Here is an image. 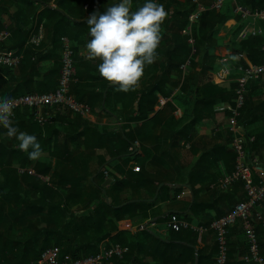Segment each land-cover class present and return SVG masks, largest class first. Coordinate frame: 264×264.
<instances>
[{
	"label": "crops",
	"instance_id": "0c3cea01",
	"mask_svg": "<svg viewBox=\"0 0 264 264\" xmlns=\"http://www.w3.org/2000/svg\"><path fill=\"white\" fill-rule=\"evenodd\" d=\"M25 1L26 0L5 1V6L9 9L3 12L1 19L4 24V29L2 31H7L8 37L0 44V51L22 56V62L16 68L0 66V97L15 99L24 94L51 93V88L46 89L42 84H44L49 71L54 66L56 61L55 58L52 60L50 58L42 60L38 65L32 66V64L35 61L33 60V55L36 52L39 51L36 53L38 58L45 56L54 48V35L55 32L59 33V28L61 27L59 26L60 22L58 24L59 18L49 16L50 18L48 21L46 18L42 19L41 16L45 12L46 6L38 1H34L35 4H33V9L27 12V4ZM57 1L59 0H50L49 8L52 10H60L61 8L58 7ZM83 1L84 0H64V8L74 11ZM110 1L111 3L117 2V0ZM119 1L121 2V0ZM106 2H109V0ZM234 5L236 7V4H233V7ZM131 10L132 6L130 8V11ZM94 11L100 12V8L97 6V9ZM203 11H205V7ZM27 14L30 17H28ZM89 16L90 15L87 14L85 18ZM166 18L168 19V15ZM79 19L84 20V17H80ZM41 28L44 35L43 40L39 46H35L31 43V38L38 34ZM76 28L77 27L70 26V28L66 30L69 33L65 36H67L70 44L76 49L75 76H78L77 82L80 84L78 89L85 94V99L88 101L92 97L98 96L100 93H104V97H106L107 91L110 88H114V86H110L109 83L101 77L98 71V65L101 61L98 59L89 60L86 58V44L89 40V33L87 35L76 33ZM241 28L242 30H240ZM191 29L192 27L189 26V33H191ZM249 33L264 39V21L254 17H243L235 8L234 13L232 12L229 19L218 29L216 38L210 49L217 60L216 70H214L213 73L203 76L202 80H199L200 82L198 84L200 85L195 84L190 75L188 79V89L186 91L180 89L184 82V78L182 77L180 85L178 87L173 86V89H171V91L169 90L171 92L169 98L164 99L160 97V105H156V111L160 110L168 101L175 102L178 118L180 120L178 129L182 134L184 132L188 133L190 131L188 129L192 121L193 108L195 102L200 97V90L202 89L200 87L203 83L211 81L219 87H229L231 83L236 84L238 82L239 75L242 73L241 68L259 64L257 60H254L255 58L250 59L247 51L241 50V44H239L244 36ZM70 38L72 39L71 41ZM41 45L43 46L41 47ZM259 48V60L263 62L264 45ZM206 50L207 47L204 44H201L199 48L195 49L196 54L192 64L187 62V64L183 66L185 71L183 76L190 72L193 77H197L198 74H200ZM157 63L158 58L156 57L154 63L145 66L144 75L135 88V93L136 90L141 91V88L152 80V76H155V78L157 77ZM171 78L175 82L179 80L176 75H173ZM106 86L107 88L105 89ZM122 101L123 105L121 103L117 104L118 112L110 113L102 109L93 112L92 108L87 105L91 108V114L82 116L83 121L77 118L74 112H72L74 114L70 113L71 111L65 107H53L48 109L53 115L50 124L54 122V126L46 130L45 138H52L49 142L51 148L44 150L42 157L38 159L40 167H53L57 159L51 156V150L56 148L61 149L62 151L60 154L62 160L67 163L70 177L72 178H76L79 175L85 176L88 171H95L98 166H100V170L105 169L103 173L104 181L101 183V188L104 190V193H106V188L112 186L115 182V178L108 175L112 171H118V176H120V178H127L130 169L134 171L133 169L135 167H140V173H142L143 176L153 175L152 177L160 178L164 172L168 173L170 170L169 176L175 179V183H162L153 198H144V191L135 190L133 194L136 199L130 201V203L143 201L149 203L150 205L147 207V210L149 212L157 211L158 214L151 220H146L142 217H138L139 210H136L137 214L134 218L126 217L117 222V229L119 232L136 233L141 231V226H149L150 223H152L150 227L155 233L167 238L169 231L168 217L170 214H178L181 218L187 220L188 218L194 219V214H198L199 219L204 215L215 216L216 210L218 211L220 208L218 202L220 197H224L230 193L233 194V191H235V187L233 186L236 183L231 185L227 190L221 189V191L224 192L221 193V195L216 194V191L220 188V181L234 171L233 168L236 163V160L234 161L232 157V154H234L232 147L235 133L231 130L229 124L231 117L229 107L232 106L234 102L231 103L228 100L218 98L214 105L215 111L212 117L201 121L195 128L191 129L192 138L190 141L184 136H176L177 148L175 150L176 158L174 159L169 158L163 153L167 150L170 143L163 141V143L159 145L157 142V138L161 134L168 136L167 134L171 133V129L166 127V120L168 119L166 115L159 123L150 124L145 128H143V121L134 123L132 128H134L135 135L143 137L144 143L135 140L131 147H129V154L124 158H130V162L122 172L121 169V171L116 169L121 158V156H118L117 150L123 148V146H119V137L124 130L123 128L128 127L129 118L132 115H136L138 108L137 101H134L130 110L135 112H125L123 110H125V106L130 103V99L127 100L124 98ZM63 110L70 111V114L68 113L69 116L64 117L58 114ZM154 115L155 113H151L149 118H152ZM242 117V124L238 123L239 128L237 132L244 136L246 149L250 155L257 157L259 160V166L254 167L252 173L253 178L256 181H260L264 179V75L256 76L255 79L249 83L246 106ZM84 121L89 124L85 125ZM13 125L17 127L18 131L28 133V131L22 129L23 124L16 123ZM76 134L81 135L77 139L71 138L75 137ZM66 137L67 139L65 140ZM3 138L14 146L15 144L18 146V141L15 138H8L6 134L1 136V139ZM157 156H161V158L159 162L157 160L158 163H155L153 159ZM202 156H204V158ZM142 158L146 160L142 161ZM202 158V165L198 170L197 167ZM164 160L166 163L165 166H162L161 164L164 163ZM107 165H111V167L109 169L105 168ZM19 170L20 173H22L21 170H24L23 173L26 172L24 168H20ZM32 171L34 172L33 177H38L40 180H32L29 176L23 179L21 178V186L15 193L16 196L21 197V201L16 200L15 203L17 204L11 208L17 212L18 206L21 204L19 207L22 211L21 221L15 223L17 218H13L16 224L14 232L20 233L21 238L25 241L30 238L37 239L39 233L44 232L45 234L46 230L53 231L54 235L57 231L62 232V196L65 194L70 197L72 196V199L68 202L71 213L81 214L82 212H86L87 208H83V202H85L87 197H91V189H89V187L96 183L95 178L97 176L96 173L89 176L82 185V190L72 191L68 186L64 189H60L61 187L51 184L50 180L54 176V168L44 174L37 173V169H32ZM192 173L194 174L192 180L194 181L195 192L191 185L188 184L189 176ZM1 179L3 178L1 177ZM132 179L131 181L133 184L137 183L138 185V182ZM55 180L58 181L57 178H55ZM107 180L110 181L107 183ZM142 183L143 182H140L139 184ZM163 186H169L171 188L165 194V197H169V199H162L160 188ZM236 187H241V191L235 195V200H242L243 197H245L244 189L241 184ZM127 195L129 194L125 192L121 197L124 198ZM51 210H53L52 213H50ZM258 211L262 213L264 218V201L260 208H258ZM236 223H239L241 226L239 227L237 224H234L230 227L232 231L231 234L229 232L228 241L241 247L242 244L246 243L245 234L242 222L238 221ZM10 224H12V222H10ZM0 227L2 226L0 225ZM260 227L258 226V229ZM45 237V235L41 236L38 245L42 244ZM203 238L207 245H214L216 242L215 232H206L203 234ZM88 239L90 238L82 237L81 241H87ZM50 243H56L55 238L51 240Z\"/></svg>",
	"mask_w": 264,
	"mask_h": 264
},
{
	"label": "trees",
	"instance_id": "16d2710c",
	"mask_svg": "<svg viewBox=\"0 0 264 264\" xmlns=\"http://www.w3.org/2000/svg\"><path fill=\"white\" fill-rule=\"evenodd\" d=\"M5 1L10 0H0V31L4 29V24L1 19L3 12L8 11L9 9L5 6ZM34 1H38L46 6L45 12L41 16L42 19L46 18L48 21L50 18L49 16H53L54 18L58 17V24L60 22L59 26H61L59 28V33L55 32L54 35V48L45 56L37 58L36 53L39 51L33 55V60L35 61L32 66L38 65V63L42 60L49 58L52 60L55 58L56 61L54 66L49 71L44 84H42V86H45L46 89L51 88L52 93L57 90L62 73L63 43L61 42V38H67L65 35L69 32L66 30L70 28V26L77 27L76 33L78 32L79 34L87 35L89 33V26L87 24L88 18L85 17H87V14L91 15V13H93V7L98 6L100 8L99 13H104L108 7L118 4L120 1L117 0L116 3H111L110 0L109 2H106L107 0H84L77 6L76 10L72 11V9H68V11L64 8V0H59L60 2L57 1L58 7L61 8L60 10L50 9V0H26L27 12H30L31 9H33V4H35ZM215 1L216 0H200L201 5L205 7V11L201 12L199 20L192 25L191 33H189V15L197 9V5L193 3V0H152V2L162 4L164 6L168 19L166 18L164 20L159 33L160 43L157 48V77L155 78V76H152V80L143 86L141 91L136 90V93L134 91L125 93L118 91V89L114 87L107 91L106 97H104V93H100L98 96H94L88 101L85 99V94L78 89V87H80L79 82H77L78 76L76 77L74 75V79L70 87L71 94L79 103L89 105L93 112L98 109H102L104 111L106 110L109 113L118 112L117 104L121 103L123 105L122 99L124 98L127 100L130 99V103L128 104L129 106H125V110L123 111L135 112L130 110V108L132 107V103L134 101H137L138 103L136 115H132L129 118L128 127L123 128L124 130L119 137V146H123V148L117 150L118 156H121L120 163L116 166L117 170L121 169L123 172V170L129 165L130 158L124 157H127V154H129V147H131L134 141L139 140L141 143H144L143 137L135 135L134 128H132L134 123L143 121V128H145L150 124L159 123L166 115L168 118L166 120V127L171 129L172 134L168 133V136L161 134L157 138V142L159 145H161L163 141L169 142V147L163 153H165L169 158L174 159L176 158L175 150L177 148L176 136H184L190 141L192 138L191 129L195 128L201 121L212 117L215 111L214 105L218 98L228 100L231 103L234 102L233 100H235V90L238 82L236 84L231 83L229 87L226 88L219 87L211 81L203 83L200 87L202 88L200 90V97L195 102L193 108L191 118L192 121L190 122L188 129L190 131L188 133L184 132L183 134L178 129L180 120L178 118L175 102H166L165 105H163L158 111H156L155 108L156 105H160V97H163L164 99L170 97L171 89H173V86L178 87L180 85L182 77L184 78V82L182 83L180 89L186 91L188 89V79L190 75L194 83L200 85L198 83L200 82L199 80H202L203 76L213 73V71L216 70L217 60L211 53L210 49L214 43L218 29L229 19L231 13H234L236 7L235 5L233 7V4H235L234 1L226 0L220 9H216L213 7ZM146 2H148V0H132V10L130 12L137 11ZM236 2H238V5L240 4V6H243L253 12L257 10H264V0H236ZM28 17L30 16L28 15ZM80 17H84V20L79 19ZM240 30H242V28ZM71 40L72 39L70 38V41ZM191 40H193V42H191ZM201 44H204L207 47V50L203 57L200 74H198L197 77H193L190 72L183 76L185 73L183 66H185L187 62L192 64L196 54L195 49L199 48ZM239 44H241V50L247 51L250 59L255 58L254 60H257L259 64L264 62L259 60V47L264 45L263 38L253 36L249 33L244 36ZM42 46L43 45H41V47ZM71 47L74 53V66H76V49L73 45H71ZM173 75H176L179 78L177 82L172 80L171 77ZM241 76L242 73H240L239 79ZM106 88L107 86L105 89ZM246 101L247 95L244 106L240 110V117L238 119L239 124L243 119L242 115L244 113ZM66 110H63L58 114L65 117L69 116V114L73 112L71 110V112ZM151 113H155V115L152 118H149ZM16 116L17 117L13 124H23L22 129L37 137V141L40 143L43 151L51 148L49 146V142L52 138H45V134L49 127L54 126V122L53 124H50L51 121L45 125L39 124L35 121L33 109L28 107H23L17 110ZM76 116L83 121L81 115L76 114ZM84 123L85 125L89 124L86 121H84ZM5 133L6 129L0 126V175L3 178L1 179L0 177V225L3 227H0V264H38L42 254L53 247L60 248L63 256L70 255L74 260H78L95 256L115 247L116 245L127 247L128 252L122 258H118L116 256L112 257L108 260L107 264H217V239L214 245H207L204 242L203 232H194L192 230L175 232L169 228L168 237L164 238L155 233V231L150 227L152 223H150L149 226H145V229L136 233L118 231L117 222L126 217L134 218L137 214L136 210H139L137 216L146 220H151L156 216V214H158L157 211L149 212L147 210V207L150 205L149 203L144 201L130 203V201L136 199L133 194V191L135 190L144 191V198H153L162 183H175V179L169 176L170 170L168 173L164 172L163 175L161 174L162 176L160 178L152 177L153 175L143 176L142 173L132 171L131 169L129 170L130 173L127 178H120V176H118V171H112L108 175L113 176L115 178V182L112 186H108L106 188V193H104V190L101 188V183L104 181L103 173L105 169L100 170V166H98L95 171H88L85 176L79 175L76 178H72L70 177L67 163L62 160L60 154L62 150L57 148L54 150L50 149L51 156L57 159L56 164L53 167H40L38 160H29L27 153L20 151L16 144L14 146L4 140V138L1 139V136ZM80 135L81 134H76L75 137L71 138L77 139ZM66 139L67 137L65 140ZM204 156L202 157L204 158ZM232 157L235 161L236 155L232 154ZM160 158L161 156H157L153 160L155 163H158ZM203 158L199 161V166L197 167L198 170L202 165ZM145 160L146 159L142 158V161ZM165 163L166 161L164 160V163L161 165L165 166ZM110 167L111 165H107L105 168L109 169ZM20 168H24L26 172L20 173ZM52 168H54V176L50 180L51 184L61 187L60 189H64L68 186L72 191L82 190V185L88 177L95 173L97 174L95 178L96 183L92 184L93 187L91 186V197H87L85 202H83V208L86 207L87 211L82 212L81 214H75L74 212L71 213L68 207V202L72 199V196L70 197L65 194L62 196V232L57 231L54 235L53 231L46 230L45 234L44 232H40L37 239L30 238L25 241L21 238L20 233L14 232L16 227L15 223L20 222L22 217V211L21 208H19L21 204H19L17 212L11 209L17 204L15 203L16 200L21 201V197L16 196L15 193L21 186V180L26 178V176H29L32 180L39 179L38 177H33L34 174H29L28 171L37 169V173L44 174ZM233 169L235 170V166ZM192 176H194L193 173L189 176L188 184L191 185L193 191L195 192ZM55 178H57L58 181H56ZM132 178L135 182H138V185L137 183L133 184L131 181ZM140 182L143 183L139 184ZM235 183L233 186L235 187L233 194H227L224 197H220L218 200L220 208L218 211L216 210L215 216L204 215L201 219H199L198 214H194V219L188 218V221L195 225L210 227L215 220L231 213L238 203L247 199L244 183L242 181ZM240 184L244 189L245 197H243L242 200H235V195L241 191V187L238 188L236 186ZM170 189L171 188L169 186H163L160 188V194L163 200L167 198L169 199V197H165V194ZM125 192L129 195L122 198L121 195ZM221 193L224 192L218 188L216 194L221 195ZM52 212L53 210L50 211V213ZM171 215L173 214L169 215L168 220ZM13 218H17L15 223ZM9 220L12 224H10ZM235 224L239 227L241 226L239 223ZM258 226L260 227L259 229ZM258 226L256 228L257 235L261 254L264 256V224L260 223ZM231 231L232 229L229 228L230 234ZM209 232L214 233L212 230ZM42 235H45L46 237L43 239L42 244L38 245ZM82 237L90 239L87 241H81ZM54 238L56 243H50L51 240H54ZM248 247L247 240L246 243L241 245V247H238L237 244L228 242L227 264H252L245 260V257L249 253ZM196 251L198 252L197 257Z\"/></svg>",
	"mask_w": 264,
	"mask_h": 264
},
{
	"label": "built area",
	"instance_id": "2783aa9c",
	"mask_svg": "<svg viewBox=\"0 0 264 264\" xmlns=\"http://www.w3.org/2000/svg\"><path fill=\"white\" fill-rule=\"evenodd\" d=\"M226 0H216L213 7L220 9ZM236 4V11L243 17H254L264 21V10L251 11L238 5L236 0H232ZM197 5V9L189 15L190 27L195 24L204 10L199 0H193ZM94 10L97 6L93 7ZM43 30L38 32L31 38V43L39 46L43 40ZM8 37L7 31L0 32V44ZM64 51L62 56V73L59 79V86L52 93H33L19 96L12 99L14 104L12 121L16 118L17 110L23 107L33 109L34 118L41 125L49 123L53 115L48 109L53 107H65L81 116L91 114V108L83 103H79L70 92L71 83L75 75L74 53L68 38H62ZM193 42V40H191ZM22 62V56L15 55L9 52L0 51V66L16 68ZM242 76L238 80L235 90L234 105L229 107L231 111L230 127L235 133L233 138V151L236 155L235 170L220 181V189L227 190L235 182L242 181L247 193V199L238 203L234 210L228 215L215 220L210 227L203 225H195L188 220L181 218L178 214H173L169 218V228L175 232L182 230H192L194 232H209L214 231L218 243L217 264H227L228 262V236L229 228L239 220L242 222L246 240L248 242L249 253L245 260L252 264H264V256L261 254L259 239L257 235V226L260 223L264 224V218L261 212L258 211L264 200V179L258 182L253 178V167L259 166L257 157L251 156L246 149V141L242 134L237 132L239 125L240 110L244 106L248 84L255 79L256 76L264 75V62L259 65H250L241 68ZM164 103V102H163ZM135 172H140V167L133 169ZM23 173L24 170H21ZM29 174H34L32 170ZM145 226H141V230ZM128 252L127 247L116 245L115 247L101 252L95 256H90L84 259L74 260L70 255L63 256L61 249L53 247L45 251L38 264H107L108 260L116 256L122 258Z\"/></svg>",
	"mask_w": 264,
	"mask_h": 264
},
{
	"label": "clouds",
	"instance_id": "9594fccd",
	"mask_svg": "<svg viewBox=\"0 0 264 264\" xmlns=\"http://www.w3.org/2000/svg\"><path fill=\"white\" fill-rule=\"evenodd\" d=\"M132 0H121L104 13L94 11L87 19L89 40L86 58L101 61L98 71L110 86L121 92L134 91L144 75L145 66L154 63L160 43V29L167 17L162 4L148 0L130 12ZM14 104L0 97V126L8 138H15L18 149L36 161L43 150L35 135L18 131L13 125Z\"/></svg>",
	"mask_w": 264,
	"mask_h": 264
},
{
	"label": "water",
	"instance_id": "95a60500",
	"mask_svg": "<svg viewBox=\"0 0 264 264\" xmlns=\"http://www.w3.org/2000/svg\"><path fill=\"white\" fill-rule=\"evenodd\" d=\"M110 180H107V183L109 182ZM164 185V184H163ZM198 256V252L196 251V257Z\"/></svg>",
	"mask_w": 264,
	"mask_h": 264
},
{
	"label": "rangeland",
	"instance_id": "374dc122",
	"mask_svg": "<svg viewBox=\"0 0 264 264\" xmlns=\"http://www.w3.org/2000/svg\"><path fill=\"white\" fill-rule=\"evenodd\" d=\"M92 186V185H91ZM91 186L89 187V189H91ZM93 187V186H92ZM168 226H169V224H168Z\"/></svg>",
	"mask_w": 264,
	"mask_h": 264
}]
</instances>
